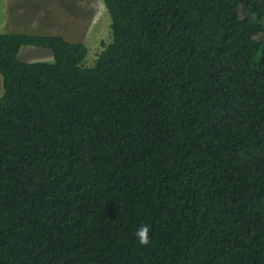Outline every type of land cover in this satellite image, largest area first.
<instances>
[{"label":"trees","instance_id":"trees-1","mask_svg":"<svg viewBox=\"0 0 264 264\" xmlns=\"http://www.w3.org/2000/svg\"><path fill=\"white\" fill-rule=\"evenodd\" d=\"M102 1L92 66L0 33V264H264V0Z\"/></svg>","mask_w":264,"mask_h":264},{"label":"rangeland","instance_id":"rangeland-1","mask_svg":"<svg viewBox=\"0 0 264 264\" xmlns=\"http://www.w3.org/2000/svg\"><path fill=\"white\" fill-rule=\"evenodd\" d=\"M111 17L102 0H0V33L61 35L88 49L85 66L94 65L112 40ZM18 58L26 62L53 61L50 50L25 45ZM0 75V96L3 94Z\"/></svg>","mask_w":264,"mask_h":264},{"label":"clouds","instance_id":"clouds-1","mask_svg":"<svg viewBox=\"0 0 264 264\" xmlns=\"http://www.w3.org/2000/svg\"><path fill=\"white\" fill-rule=\"evenodd\" d=\"M151 227L148 224H141L135 231L134 236L141 246H147L151 242L150 233Z\"/></svg>","mask_w":264,"mask_h":264}]
</instances>
